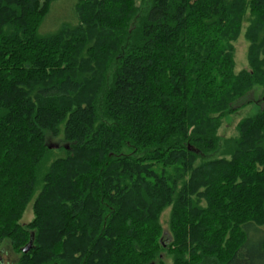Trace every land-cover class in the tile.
Wrapping results in <instances>:
<instances>
[{"label":"trees","instance_id":"trees-1","mask_svg":"<svg viewBox=\"0 0 264 264\" xmlns=\"http://www.w3.org/2000/svg\"><path fill=\"white\" fill-rule=\"evenodd\" d=\"M56 1L0 0V250L14 264H264V0H77L41 34Z\"/></svg>","mask_w":264,"mask_h":264},{"label":"rangeland","instance_id":"rangeland-1","mask_svg":"<svg viewBox=\"0 0 264 264\" xmlns=\"http://www.w3.org/2000/svg\"><path fill=\"white\" fill-rule=\"evenodd\" d=\"M77 0H58L53 3L52 8L42 27L40 29L41 34L47 35L50 34L57 29H59L64 23L72 22L71 19L74 21L75 17L74 14V7ZM247 23H244V27L242 33L239 35L238 39L234 43L235 47V71L239 72L243 69L248 68V45L249 42L245 37V28ZM251 99H259V92L252 94L250 97ZM257 107L255 104H249L239 111L234 112L233 114L229 115L227 118L224 119L223 125L220 128V135L222 137H231L237 134L236 125L237 123L245 116L251 115L255 113ZM58 142L60 140L58 138L49 140V143L52 145H57L59 147ZM61 145V143H60ZM62 154V152H59ZM33 201L34 198L30 201V203L26 206L21 222L28 223L34 217V210H33ZM169 219H170V208L165 210L161 217V223L163 228L168 231L169 228ZM19 254L15 252L8 241H6L3 246H1L0 250V264H14L18 259ZM165 264H173L172 255L167 253L164 259Z\"/></svg>","mask_w":264,"mask_h":264},{"label":"water","instance_id":"water-1","mask_svg":"<svg viewBox=\"0 0 264 264\" xmlns=\"http://www.w3.org/2000/svg\"><path fill=\"white\" fill-rule=\"evenodd\" d=\"M50 147H58L57 145H51ZM190 149H191V147H190ZM27 249H25V251H26ZM151 264H154V263H151Z\"/></svg>","mask_w":264,"mask_h":264}]
</instances>
